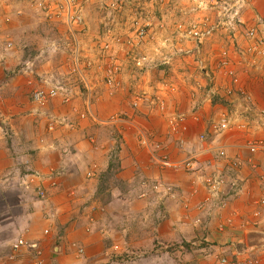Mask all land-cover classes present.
I'll return each mask as SVG.
<instances>
[{
  "label": "rangeland",
  "instance_id": "374dc122",
  "mask_svg": "<svg viewBox=\"0 0 264 264\" xmlns=\"http://www.w3.org/2000/svg\"><path fill=\"white\" fill-rule=\"evenodd\" d=\"M69 8L82 17L81 24H67ZM219 8L213 7L212 0H0V106L11 112L8 121L20 118L18 126L23 125L18 136L8 125L0 126V155H6L8 158L4 171L6 176L1 183L4 190L0 194V219L6 216V219L13 220V216L21 209L24 211L25 205L31 204L33 200L43 202L39 205L42 212L47 213L44 211H47L50 194L56 189L60 191L63 181L62 174L57 175L56 184L48 191L50 194L47 193L46 200H40L36 190L26 181L27 172L22 160L18 158L25 147L18 144L17 141L21 140L16 137L23 140L32 137L44 140L51 138L57 141V137L53 136L58 130H61L64 136L68 133L78 134L87 147L94 150L95 158L102 160V165L105 159L112 163L110 171H107L108 166L101 167L100 176L96 178L98 181H94L98 185L96 187V184H93L94 188L92 193L90 192V197L98 202V208L95 209L100 210L101 228H92L91 231L88 229L91 233L84 232L86 237H89L103 229L101 234L104 236H97L93 247L87 248L83 237L70 238L65 229L68 225L64 227L60 224L56 227L57 239L52 243L57 257L55 259L50 254L44 264H210L211 259L220 254L212 257L220 249L219 246L211 248L213 242L204 239L194 241L192 234L187 236V240L183 236L186 232L182 228L177 231L183 234L173 235L169 226L165 223L159 224L165 219L160 202L164 201L161 200L164 195L178 200L183 199V196L178 193L177 186L166 182L162 176L154 180L152 177L155 172L160 174L169 168L165 166L162 169L159 159L166 154L171 158L167 146L173 143L171 140L176 139V146L184 152L183 161L191 160L197 151L195 131H192L191 137L186 136L195 122V107L208 106L213 115H216L222 110L225 112V108L232 109L241 105L233 119L239 123L244 119L245 112L248 113L247 109H250L246 119V122L250 123H246V134L252 137L257 136L255 131L258 134L264 133V104L262 102L260 107V101L254 98L255 90L261 95L264 92V54H259L253 48L254 39L242 36L243 28L239 27L237 22L236 26H228L229 29L234 28L233 32L224 28L216 32L214 38L207 39L202 47L209 69L215 72V82L222 94L229 84L221 83L225 73L220 75L222 73L216 68L222 51H230L233 47L230 67L240 79L241 88L248 92L250 103L239 93L224 97L226 101L222 102L210 97L209 80L197 66V45L189 30L195 23H206L207 19L212 21L219 18ZM257 21L254 19L252 26L248 27L256 29L259 35L257 36L264 41L261 25ZM244 22L246 31L248 21ZM138 24L146 28L143 35L138 32ZM216 38L218 41H215ZM209 42L216 45H209ZM221 43L224 44L219 45ZM106 45L110 47L107 48ZM262 49L264 52V48ZM77 51L80 70L74 71V57ZM241 51L244 54H240ZM3 53L5 55L1 60ZM109 56L115 58L119 67L113 87L109 86L106 80V69L111 63ZM122 71L125 75L130 74L127 83L120 80ZM5 77L16 78L13 84L8 86V89L17 87L16 91L3 90ZM247 83L254 85L253 93L248 90L250 87H247ZM52 88L58 89V96L42 104L33 101L36 91H49ZM176 97L183 98L179 101L180 105L170 103L173 99L176 100ZM215 101L223 105V108L215 110ZM79 113H86V118L80 120ZM94 116L100 122L94 121ZM156 116L160 118L156 119ZM181 117H185V121H182ZM3 118L5 116L0 110V119ZM173 118L180 123L175 131L171 125ZM51 121H57L56 131L49 128ZM184 122L188 130L183 129ZM70 124L75 125L74 130L67 129L66 126ZM180 138L185 139L183 148L180 147ZM144 139L147 143L143 142ZM132 147L140 161L139 172L145 171L147 175H136L138 186L128 190V182H125L123 172L127 163L122 159L125 160L127 154L132 152ZM241 148L246 156L234 159L239 162L235 164L236 167L242 170L249 166L255 170L248 146ZM71 150L73 148L68 141L58 143L50 152L47 150L44 153L48 154L43 156L45 159L33 160L32 170L49 174L50 170L54 169V172L58 173L62 169L59 166L60 159L74 151ZM208 156L210 153L198 155L199 159L205 158V164L210 167V163H207ZM178 163L176 161V165ZM178 165L172 166L171 169L192 174L202 172L203 168L202 162L194 163L191 170ZM213 167L216 168L217 165ZM213 167L211 169H214ZM210 179L211 177L206 179V182ZM155 182H164L162 184L165 187L155 185ZM228 183L220 180L218 183L222 186L219 193H225V198L233 192L242 191L240 182H235V185ZM167 186L172 188V192L166 191ZM115 189L117 192H127L115 199ZM67 196L77 198L78 194ZM121 198L124 201H121ZM128 198L145 200L142 204L134 203L139 207V211H136L132 218L131 213L128 214L120 208ZM59 214L67 217L71 215L65 212ZM74 219L81 230L79 218ZM81 219L82 216L79 220ZM129 223L130 226H127ZM175 229H178L177 226H174ZM46 230L42 231L43 236L50 235V231L47 233ZM31 231L33 233V230ZM159 234L168 235V240L164 242V236L159 238ZM24 236L21 240L28 239V235ZM66 236L69 242L64 245ZM9 239L13 241V238ZM9 244L11 245V242ZM240 245L242 244L238 246ZM80 248L82 253H79ZM241 250L243 252L237 251L234 254L229 251L225 256L234 261L244 252L245 256H251L247 247ZM41 251L38 259L44 256L42 249ZM13 252L14 250L10 253ZM9 256L8 264H13ZM58 256H61L60 260L57 259Z\"/></svg>",
  "mask_w": 264,
  "mask_h": 264
},
{
  "label": "crops",
  "instance_id": "0c3cea01",
  "mask_svg": "<svg viewBox=\"0 0 264 264\" xmlns=\"http://www.w3.org/2000/svg\"><path fill=\"white\" fill-rule=\"evenodd\" d=\"M243 19L248 21L247 26H252L253 20L257 19V22L260 23L262 28V35H264V0H249L248 6L243 11ZM259 38L260 37H258V39ZM215 41H218V38H216ZM222 44L224 43L219 45ZM209 45L215 46L216 44L210 43ZM227 45H229V42H227ZM231 49H233V47L230 48V50ZM4 55V53L1 54V60L3 59ZM128 75L130 76V74L125 75L122 71L119 75L120 80L127 83L129 78ZM223 78L224 79L221 81V83L226 85L229 84L228 86H230V79L226 76ZM15 79V77L7 79L5 77L3 79V90L5 91L10 89L16 91V89H18L17 87H9L8 89V86L13 84ZM241 84L244 87L246 86L245 83ZM247 87H250L248 90L251 92L252 88H254V85L252 86L251 83H247ZM254 94H256V96L254 95L255 100L258 99V101H260L259 106L262 107V102L264 104V92L261 95L259 91L255 90ZM176 98V100L173 99L170 101V103L173 102L176 105H180L179 101L182 97ZM181 100H183V98ZM213 105L214 103L212 102L211 106ZM214 106L215 110L217 108H223V105L217 102ZM240 107L241 105L232 109L225 108V112L222 110L223 113L221 112L220 114L218 113L216 115H213V111H211L208 106H205L204 108H201V106L195 107L197 109L195 111V122L192 123V127L189 128L190 132L186 136L191 137V135H193L192 131H195V148H197V150L201 147H206V145L200 143V135H206L207 137L212 138L214 144L227 150L228 158L220 162L216 168L213 166H208L205 170L203 163L205 162L203 161L205 158H203L199 162H202L203 164V168L201 169L202 172L198 171L191 174L184 172L183 170L177 171L171 168H166L165 170L161 171L160 174L155 172L154 176H152L153 180L154 178H159V176H162L166 182L177 186L178 193L183 196V199L178 200L164 195V197L161 199L164 201L160 202L161 205H163L165 219L159 224L161 225L165 223L167 226H169V230L171 231L172 229L171 234L173 235L183 234L180 231H177L181 230L182 228V230H185L186 232V234L184 233L183 236L187 240V236L192 234V238H195L194 241H200L201 239H204L206 241L213 242L214 244L211 246V248L219 246L220 249H218V252H215L212 257L214 255H218L219 253L220 256H224L229 251L233 254L237 251L243 252L241 250L242 248H248L246 238L249 231H257L264 235V204L260 203V199L264 198V153L259 152L255 155H251L253 160L255 162L258 161L257 163H259V168L257 170H252L249 166H245L242 168V170H238V167H236L234 164L236 161L234 160L235 158L246 156L244 149L241 147L247 146L251 140L258 139L259 137L263 138L264 133L261 132L258 134L257 131H255L257 136L252 135V137H250V134H246V132H248L247 124L249 123L246 122V119L248 117L247 114L250 113V109H247L249 110L248 113L245 112L244 119H241L239 123L233 119L235 112L237 113V111H239L238 108ZM0 110L2 115L5 116V118L0 120L5 123V127L8 125V127L13 128L15 135L18 136L21 131L20 129L23 128V125L20 127L18 126L20 118H13L8 121V117L11 116V112H8L7 109H4L1 106ZM227 110L230 111L228 112ZM155 118H160V116H156ZM225 119L229 121V128L221 132L218 128L219 123ZM249 119L250 117L248 120ZM253 122H255V120ZM232 125L235 126L233 127ZM66 127L69 130H74L73 128L75 125L73 124V127ZM254 128L256 129V127ZM57 133L59 134L57 135ZM57 133L53 136V138L57 137V141H55L56 139L51 138L44 140L38 138L35 139L32 137L23 140L19 137H16V139L21 140H16L18 144L25 147L24 151H22L18 158H20L24 164V169L27 172L26 179L27 174H29L30 171L34 169L33 160H38L39 158L45 159L44 157L48 156V154L46 153L47 155H45L44 153L47 150L50 152V149L54 148L56 145H58V143L68 141V144L73 148L74 151L71 150L73 151L72 153H70L67 157L61 158L59 161V166L62 167L61 170L59 169V172L63 176V181L60 184V191L56 189V191H53V194L49 193L50 197L46 205L47 211H44L47 213H43L41 206L39 205L43 202L39 201L38 203V201L35 202L33 200L31 204L25 205L26 207H24V211L21 209L17 215L13 216V220L6 219V216L1 217L0 264H8L7 257L8 255H11L10 252L12 251V244L21 240V237L24 235H28V239H26L27 241L39 244V249L43 250L44 256L42 259H38L41 255H37L33 250L22 248L15 260V264H44L45 260L50 258V254L56 259L57 255L54 253V246L52 243L57 239L58 233L56 227H59L60 224H62L64 227L68 225V227L65 229L66 234H68L70 238L76 236L83 237V241L87 243V245L85 244L87 248L93 247L94 242L97 240L95 239L97 236H104L101 234L103 229L100 233L97 232L94 235L91 234L89 237H86L84 232L91 233L88 231V229L92 230V228H101L99 221L100 210L95 209L98 208V202L93 197H90V194L94 188L93 184H96V187L98 185L97 183H94V181H98L96 178L100 176L99 172L101 167L104 166V168H106L110 161L105 159L106 164H104L105 161H103L102 165V160L100 161L98 158H95L93 153L94 150L87 147L85 141L81 138V135L68 133L64 136L61 134V130H58ZM171 142L173 143H169L167 146L172 160L180 161L184 159L185 154L180 148H178V146H176L178 144L176 143V139L171 140ZM130 151L132 152L127 154L125 160L121 157L123 162L127 163L125 166V171L123 172L125 173L124 180L125 182H128V190H132L138 186V178L136 175H143L144 177L147 175L145 171L139 172L140 161L136 153H134V147H132ZM6 165H8L7 156L0 155V194L4 190V187H2L1 183L4 181L6 176L4 174ZM211 167L214 169H211ZM150 170H152L151 166ZM210 177H216L217 181L220 180L221 182H232L231 184L233 185H235V182L236 184L240 182V185H242V191L238 192L236 190L238 192L237 195V192H233L230 196L225 198V193L222 192L221 194L219 192L217 193V191H214L215 187L219 188L221 191V185L218 184L212 187L209 186L208 182H206V179ZM116 189L118 190V188ZM116 189L115 193H113L115 199L116 197L122 196L123 193L127 192L121 190L117 192ZM67 194H69V196H75L78 194V197L71 198L68 197ZM218 194L222 196L218 198ZM79 201L82 203H78ZM121 201L124 200L121 198ZM224 202H227V205L224 208L220 207V204ZM134 203L142 204L145 203V200L128 198L126 203L120 205L122 210H125L128 214L131 213V218L135 215L136 211H139V207H136L137 204L135 205ZM128 207L130 208L127 210ZM20 208H22V206H20ZM63 212L71 215L67 217L65 215L59 214ZM79 215L82 216L81 220H79ZM75 217L79 218L78 221H80L79 225H81V230L78 229V225L74 219ZM223 220H225L226 228L225 230H220L218 225L219 222ZM104 221L106 220L104 219ZM127 226H130V223L127 224ZM174 226H177L178 229L174 230ZM47 228L49 229L48 231H50V235L43 236L42 231L46 230ZM30 230H33V233L32 231L30 232ZM9 232H11V235H9ZM162 236L164 237L162 238ZM167 236L168 235L159 234V238H162L164 242L168 240ZM10 237L13 238V241L9 239ZM65 238L64 245L69 242L67 236ZM9 242H11V245ZM239 244L242 245L239 247ZM50 245L52 246L50 247ZM64 245H62L63 248ZM62 246H60L61 249ZM248 250L249 252L252 251L256 253L264 252V245L258 248L254 247L253 249L248 248ZM60 257L58 256L57 259L60 260ZM214 259L215 257L211 259V263L214 262Z\"/></svg>",
  "mask_w": 264,
  "mask_h": 264
},
{
  "label": "built area",
  "instance_id": "2783aa9c",
  "mask_svg": "<svg viewBox=\"0 0 264 264\" xmlns=\"http://www.w3.org/2000/svg\"><path fill=\"white\" fill-rule=\"evenodd\" d=\"M70 1V0H68ZM247 0H212L213 3V7L215 9L219 8V6H221V8L218 9V15L219 18H217L216 20H208L205 23H201V24H194L193 27L189 30V34L190 36L195 39L196 41V47H195V60L197 62V66H199V68L202 70V72L206 75V77L209 80V95L210 96H216V95H220V96H232L235 92H241L240 94L245 96L248 100L250 99V97L247 95V93L241 88L239 87V82L240 79L238 78V76L236 75V72L233 68L230 67L231 63V51H227V50H223L221 53V58L218 61V66H217V71H220L221 73H225L226 76H228L231 79V87H228L227 89H225L224 95L220 93L219 87L218 85H216L215 82V72L212 69H209V65L207 63V58L205 57L204 54V49H203V45L205 44L207 39H210L211 37H213V35L218 32L223 30L224 28H226V30H228V26H232L236 23V21L238 20V16L240 15V11L242 10V8L245 6ZM70 5V4H69ZM70 12L67 15V24L68 25H72V24H81L83 22L82 17L80 15H76V13L72 12V8H69ZM138 32H141V34L143 35L144 33H146V28L142 27L141 24H138ZM234 29V28H233ZM230 30V29H229ZM258 31L256 29H254L253 27L249 28L246 31V36L249 39H254L255 44L252 45L254 46L253 48H255L259 54H264V52H262L261 50H263L262 48H264V41H262L261 39L258 40ZM258 40V41H257ZM79 46H77L78 49ZM107 48L110 47V45H106ZM249 48V47H248ZM252 48V49H253ZM254 50V49H253ZM240 54H244L242 51ZM75 63H74V71H79L80 70V59H79V53L77 51V54L75 55ZM111 63L108 65L107 67V73H106V80H107V84L111 87L115 86L114 83V78L116 73L119 70V67L116 63V61L114 60V57L109 56ZM234 86V87H233ZM58 96V89H50L49 91H46L44 89H40L38 91H36L33 95V101H36L38 103H44L49 99H53L54 97ZM79 118L80 119H84L86 118V113H80L79 114ZM182 121H185V117H181ZM93 120L96 122H100L99 119L97 117H93ZM55 121H51L49 124V128L51 130H55V128L57 127V121L56 123H53ZM171 125L173 127V130H177L176 127H179L180 123L178 122V120L176 118H173L171 120ZM60 123L58 122V125ZM183 124V129H187L185 122L182 123ZM264 125V122L263 124ZM70 126L73 127V124H70ZM221 126V130H226L229 128V122L225 119L220 123ZM202 141H205L208 145L207 147L204 148V150L195 153L192 156L191 160H185L182 163H178L181 166H184L185 168H187L188 170H191L192 168H194V163H196V161L199 159L198 155H206L207 153H210V156L207 157V163H210V165L216 163L217 165L223 161L224 159H226L228 157V153L226 151L225 148L223 147H219L216 144L213 143L212 139H207V137L205 135H201L200 138ZM144 143H147V140L144 139L143 141ZM248 149L251 153V155H255L256 153L259 152H263L264 153V138H260V139H255V140H251L248 143ZM252 161V158H251ZM254 161V160H253ZM163 165L165 166H175L177 167L176 163H173L172 161H170L168 159V157L165 155L161 161H160ZM239 162L235 161L234 164H236ZM178 165V166H179ZM236 166V165H235ZM259 166V164H258ZM240 168V167H239ZM253 168H255V170L258 168L257 167V163L254 161L253 164ZM240 170V169H238ZM61 174L60 172L55 173L54 170H51L49 172V174H43L41 172H38L36 170H32L30 171L29 174H27V183L28 185L32 186L37 193V197L40 200H46L48 194L49 193V189L56 184L55 181V177L57 175ZM216 181V180H215ZM214 181V182H215ZM219 181H217L216 183L212 184L211 186L213 187L214 185H218ZM160 187H165L163 184H156ZM163 185V186H162ZM160 187H155L156 189H160ZM166 191L170 192L172 191V188L168 187L166 188ZM214 191H217V193L220 191L219 188L215 187ZM262 203H264V199L262 200ZM225 204V203H224ZM46 232L48 233V231L46 230ZM22 248H27L29 250H33L37 255H41L42 251L41 249H39V246L37 243H31L25 239H22L20 241H18L17 243H15L12 247V250H14L13 253H11V255L9 256V260L10 262H12L13 264H15V260L19 254V252L21 251ZM83 250L82 248L79 249V253H82ZM246 264H264V255L261 256H257V257H250L247 256L246 260H245ZM215 264H239L237 263V261H234L230 258H228L227 256H223L220 257L216 260Z\"/></svg>",
  "mask_w": 264,
  "mask_h": 264
},
{
  "label": "clouds",
  "instance_id": "9594fccd",
  "mask_svg": "<svg viewBox=\"0 0 264 264\" xmlns=\"http://www.w3.org/2000/svg\"><path fill=\"white\" fill-rule=\"evenodd\" d=\"M248 4H249V0H247V2H246V4H245V6L242 8V10L240 11V15L238 16V20L236 21L238 24H239V27H242L243 28V33H241L242 34V36H246V31L249 29V27L247 26V28H246V31H245V22H244V20H242L243 19V11H244V9L248 6ZM235 26H236V23L234 24ZM229 30V29H228ZM234 31V29H230L229 30V32H233ZM259 36V35H258ZM212 38V37H211ZM210 38V39H211ZM246 38H247V36H246ZM248 39V38H247ZM209 40V39H208ZM235 39H233V41H234ZM258 40H260V38L258 39ZM233 46H234V43H233ZM231 51V50H230ZM202 71V70H201ZM203 73V72H202ZM203 75H205L204 73H203ZM220 75H224L223 73L222 74H220ZM224 76H226V75H224ZM205 77H206V75H205ZM226 77H228V76H226ZM207 78V77H206ZM229 78V77H228ZM208 79V78H207ZM230 79V78H229ZM230 82H231V79H230ZM232 86V84H230V86H228V87H231ZM209 87H210V84H209ZM209 87H208V95H209ZM228 87H226V89L228 88ZM234 87V86H233ZM239 87H241V85H240V82H239ZM225 90V89H224ZM225 92V91H224ZM235 93H239V95L240 96H243V95H241L240 93L241 92H235ZM234 93V94H235ZM247 93V95H248V92H246ZM222 94V93H221ZM233 94V95H234ZM223 95H224V93H223ZM232 95V96H233ZM210 96V95H209ZM210 97H212V98H214L215 99V97L217 98V97H223V96H220V95H216V96H210ZM224 97H228V96H224ZM230 97V96H229ZM244 97V99L247 101V102H249L250 103V101L245 97V96H243ZM80 114V113H79ZM78 114V115H79ZM79 117V116H78ZM80 119V118H79ZM81 120V119H80ZM228 121V120H227ZM229 122V121H228ZM221 123V122H220ZM220 123H219V130L222 132V131H225V130H221L220 128H221V126H220ZM186 124V123H185ZM187 126V125H186ZM187 130H188V127H187ZM227 130V129H226ZM183 134V133H182ZM176 135H178V134H176ZM206 136V135H205ZM178 137V136H177ZM207 137V136H206ZM201 135L199 136V141H200V143L201 144H204V145H206V147H207V143L205 142V141H202L201 139ZM264 138V137H263ZM207 139H212V138H210V137H207ZM259 139V138H258ZM180 141H179V143H180V147L181 148H183L184 147V145H185V139L184 138H180L179 139ZM183 143V144H182ZM202 148V147H201ZM204 148L205 147H203V149L202 150H204ZM202 150H197V151H195V153H197V152H200V151H202ZM227 151V150H226ZM228 155V154H227ZM165 156V155H164ZM164 156H162L160 159H159V163L161 164V166H162V169H164L165 168V165H163L160 161H161V159L164 157ZM166 156L168 157V159L170 160V161H172L173 163H176V161L175 160H172L170 157H169V155L168 154H166ZM228 158V157H227ZM226 158V159H227ZM181 161V162H180ZM180 161H178L179 163H182L183 162V160H180ZM201 161V159H198L197 161H196V163L197 162H200ZM203 161H205V160H203ZM222 162V161H221ZM204 163V169H207L206 167H208L209 166V164H208V166L205 164V162H203ZM216 166L217 164H212L211 166ZM169 168H172V166H168ZM183 168H185L184 166H182ZM202 169V168H201ZM193 173H195V172H193ZM216 180V181H215ZM215 181V182H214ZM208 182V184H209V186H211L212 184H214V183H216L217 182V178L215 177V178H212L211 177V179H210V181H207ZM162 183H164V182H162ZM161 182H157V184H162ZM155 185H156V182H155ZM170 192H172V191H170ZM217 197L218 198H220V196H219V194L217 195ZM264 198H262V199H260V203H262V200H263ZM225 200V199H224ZM225 203V204H224ZM224 203H222V204H220V207H222V208H224L226 205H227V202H224ZM262 204H264V203H262ZM218 228L220 229V230H225V228H226V224H225V220H223V221H220L219 222V225H218ZM250 232V231H249ZM248 248H251V247H249L248 246ZM254 248V247H253ZM253 248H251V249H253ZM255 248H258V247H255ZM238 252H240V251H238ZM251 253V256L250 257H257V256H261V255H264V252H250ZM254 254V255H253ZM225 256V255H224ZM220 257H223V256H220V255H218V256H216L215 257V260H214V262L212 263V264H215L216 263V260L218 259V258H220ZM246 258H247V256H245V252H244V254L242 255V256H239L238 257V259L236 260L237 261V263H239V264H246L245 263V260H246Z\"/></svg>",
  "mask_w": 264,
  "mask_h": 264
},
{
  "label": "water",
  "instance_id": "95a60500",
  "mask_svg": "<svg viewBox=\"0 0 264 264\" xmlns=\"http://www.w3.org/2000/svg\"><path fill=\"white\" fill-rule=\"evenodd\" d=\"M0 125L5 127V123L0 120ZM247 245L251 248L260 247L264 245V235L257 231H250L247 233Z\"/></svg>",
  "mask_w": 264,
  "mask_h": 264
},
{
  "label": "trees",
  "instance_id": "16d2710c",
  "mask_svg": "<svg viewBox=\"0 0 264 264\" xmlns=\"http://www.w3.org/2000/svg\"><path fill=\"white\" fill-rule=\"evenodd\" d=\"M216 100H219L220 102H222V100H225L226 101V99L224 98V96L223 97H217V98H215ZM218 101V102H219ZM216 102V101H215ZM111 168H112V163H109V165H108V168H107V171L109 170H111Z\"/></svg>",
  "mask_w": 264,
  "mask_h": 264
}]
</instances>
